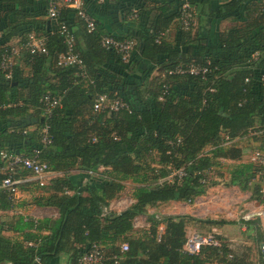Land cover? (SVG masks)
Segmentation results:
<instances>
[{"label": "trees", "instance_id": "16d2710c", "mask_svg": "<svg viewBox=\"0 0 264 264\" xmlns=\"http://www.w3.org/2000/svg\"><path fill=\"white\" fill-rule=\"evenodd\" d=\"M58 1L59 14L50 18L57 30L48 32L50 0H0V166L6 165L2 151L33 155L39 149L52 178L44 186L35 182L44 195L32 202L59 212L54 221L18 216L6 228L7 223L0 224V264H47L62 253L78 264L93 243L105 250L102 264H264V249L251 257L250 246L235 249L220 234L221 246L190 254L184 244L199 220L149 213L162 203H194L205 195L207 174L222 165L220 159L232 162L226 185L250 189L262 201L260 185L254 183L262 166L244 161L243 147L233 141L247 136L264 149V0H189L200 12L198 25L188 31L175 21L182 0H173L157 6L149 26L129 29L127 36L107 32L91 11L94 5L108 7L106 0H84L96 20L93 31L77 9ZM129 7L118 9L132 24L143 7ZM222 18L241 23L218 35L211 26ZM63 25L74 37L88 78L79 75L76 65L61 63L68 50ZM173 25L178 35L170 39L165 34ZM31 33L43 35L46 52L23 49L8 78L1 68L8 42L19 36L24 44ZM105 35L137 44L125 59L102 45ZM179 65H200L208 72L169 73ZM46 93L61 97L49 115L41 102ZM104 93L123 99L127 107L95 113L94 101ZM46 124L53 138L47 146L41 134ZM75 170L89 179L75 180ZM31 176L23 168L16 175ZM128 183L133 184L132 204L121 212L110 209ZM15 204L0 190V210ZM142 214L149 226L136 228ZM242 222L256 227V244L264 243L259 219ZM125 242L129 249L122 251Z\"/></svg>", "mask_w": 264, "mask_h": 264}, {"label": "built area", "instance_id": "2783aa9c", "mask_svg": "<svg viewBox=\"0 0 264 264\" xmlns=\"http://www.w3.org/2000/svg\"><path fill=\"white\" fill-rule=\"evenodd\" d=\"M64 2L72 8L78 10V14L83 18L87 25L89 31H93L96 28V20L90 15L84 8V0H64ZM180 13V24L183 30H191L197 25V11L194 5H192L188 0H183ZM48 16L50 18H56L59 14V4L55 0H50ZM62 34L66 36V42L68 44L67 52L62 56L61 63L76 65L79 69V75L83 78H88L85 71L84 62L79 53L75 48V40L73 35H71L67 28L63 25L61 28ZM102 45L108 48H115L119 53L124 55L127 59L130 52L136 46L137 41L132 38L118 39L113 36L105 35L102 38ZM23 49L29 50L31 53L36 52H46L45 39L36 36L31 33L28 37L26 43L20 46L8 45V48L2 54L1 68L6 73L7 77H11L13 73V66L15 64V59L20 55ZM208 72V68L200 65H179L177 68L170 70V74H202ZM41 102L44 106L45 114H51L54 107L60 104L61 97L54 95L52 93H46L42 98ZM127 107L123 99L117 97H110L108 94H99L93 105V110L95 113L101 111H116L120 108ZM50 126L46 124L41 132L42 143L44 145H51L53 143V138L49 133ZM40 151L36 149L33 155L25 154H13L7 151H2V159L6 162V165L0 166V175L6 174L4 178L0 180V190L5 191L9 194L12 203H16L20 194V184L26 179L18 178L16 175L19 173V169H27L33 173V178L40 184L44 186L48 183L51 178L52 173L50 172V166L47 162L40 159ZM249 161L262 166L259 175L261 177L257 178L256 182L260 185V193L262 199H264V149H254L249 154ZM104 169L103 167L101 168ZM94 173V172H90ZM183 174V170L173 173V175ZM171 175V176H173ZM106 211V208H105ZM264 210L260 214H263ZM249 215L245 216V219H249ZM157 217L163 218L164 215L157 214ZM164 227L161 226L160 230ZM214 230L203 232L199 230H190V235L188 236L185 244L184 250L190 254H198L201 249L205 246H221L222 240L218 239ZM30 245L34 243L29 242ZM264 249V244H262ZM129 249L128 243L121 244V250L127 251ZM105 259V250L98 243H93L90 249L84 253L78 260V264H102Z\"/></svg>", "mask_w": 264, "mask_h": 264}, {"label": "crops", "instance_id": "0c3cea01", "mask_svg": "<svg viewBox=\"0 0 264 264\" xmlns=\"http://www.w3.org/2000/svg\"><path fill=\"white\" fill-rule=\"evenodd\" d=\"M55 1L58 2V4L61 6V3L58 0H55ZM106 1H107L108 7L103 9V8H100L101 6L99 5L98 6L94 5L93 9L90 8L91 11L95 12V14L101 20V23L105 27L107 32H110L116 35L127 36L129 29L140 30L145 26H149V22L151 21L152 15H153L152 13L153 12L156 13L155 9L157 8V6L168 5L169 2L173 0H106ZM96 3L97 4L103 3V1L99 0V1H96ZM132 3L138 4V6H142L143 8L140 13V18L138 20H135L134 23L130 24L125 18V14L120 12L118 7L120 8V6L125 5L126 10L129 11L130 10L129 5ZM194 7L196 8V11H197V25H198V14L200 12V9H198V7L195 4H194ZM132 10H137V8H132ZM170 11L166 14L167 16L170 13H173V11L172 12ZM38 18L39 16H37V19ZM45 18L50 21L49 26H48V32L52 30V27L54 28V30H57V24L55 20L50 19L49 16L48 17L45 16ZM175 21L179 26H181L180 18L175 19ZM240 23L241 22H237L236 20L231 19V18H226V19L222 18V19H215L212 22L211 27L213 28L214 32L219 35V33L226 30L227 28L235 26ZM175 29L176 28L173 25L166 32L165 35L169 36L170 39H174V36L177 37L178 35L177 30ZM215 33L213 34L215 35ZM0 34L2 33L0 32ZM40 38H44L43 35ZM20 43H21V37L16 36L13 39H11L7 45L20 46L21 45ZM19 57L20 56L16 58L17 62H18ZM25 70L23 69V71ZM245 140L247 141L250 140L252 142V139L248 138L247 136ZM242 141L243 140H239V142H242ZM241 147L243 146L241 145ZM243 149L245 153L247 151V148H243ZM100 170L102 169L100 168ZM73 173L75 176L74 178L75 180L87 181L89 179L88 176L81 177V174L78 173L77 170H75ZM51 178H52V175H51ZM35 182L37 181L33 178V176L26 178V180L20 186V194H19V198L16 200V204H15L16 206L11 210H6V211L0 210V224L7 223V225L6 224L4 225L5 228L8 227V224H11V222L15 221L18 216H24L25 218L30 217L32 219H39V220L51 219L52 221H54L55 219L59 217V212L55 207L38 206L32 202L33 198H35L36 196L44 195V192L40 188H38ZM204 197L205 196L203 195L199 198L203 199ZM133 201H134L133 197H130V202L126 203L127 201L123 197L122 198L119 197L111 202L110 209L116 212H121L125 210L127 207H129ZM190 205H193V203L191 204V203L181 202V201H169L166 203H162L157 207L150 208L149 213H154V212L161 213L157 211V209H160L161 211V209L163 208H166V209L169 208L167 212L169 213L168 215H171V216L193 215L194 217H199L192 213L185 214L184 212L180 211L183 208L189 210ZM194 205H196V203ZM147 217L148 216L145 214L138 216L135 220V227L136 228L148 227L149 223H148ZM138 220H140V225L137 224ZM196 225L198 224L193 223L190 226V229L193 230L196 227ZM232 225H233L232 223H224V224H216V225L209 224V225H204V226H207V228L210 231L213 230L214 228H217L220 232V235L223 237V240L227 241L228 243L233 244L236 247L235 249H240L246 246L251 247L250 244H247V241H242V240H239L238 238L233 237L231 233L232 228L230 227ZM241 228L244 229V227H241ZM5 233L11 236L17 235L13 233L11 230H6ZM252 251L249 252V254L251 255V257H254ZM71 261L72 260L70 259L69 254L62 253L56 259L49 261L47 264H71L72 263Z\"/></svg>", "mask_w": 264, "mask_h": 264}, {"label": "rangeland", "instance_id": "374dc122", "mask_svg": "<svg viewBox=\"0 0 264 264\" xmlns=\"http://www.w3.org/2000/svg\"><path fill=\"white\" fill-rule=\"evenodd\" d=\"M238 145H242L243 148H247V151L244 153L243 160H249V155L254 149L259 148L257 143L251 142L250 140H243L242 142L233 141ZM222 162L221 166H215L210 169L208 172L209 181L207 185L206 194L203 199L196 198L193 205H190L189 210L183 208L180 211L186 213H192L199 217H194L197 220L198 225L193 230L206 231L209 230L207 226L210 223H203L202 221H210V220H219V221H231L233 225L230 226L232 228V235L235 238H238L242 241H247V244L251 245L253 249V256H256L259 249H263L262 244H256L254 242V236L256 234V227L249 228L242 221H246L245 216L249 215V220H257L259 219L261 222V227L264 231V215L260 214L262 209L264 210V199L262 201H258L255 198L253 191L248 189L247 191L241 190L237 186H228L226 183L229 181V171L228 165L232 163L230 160H219ZM256 182V181H254ZM132 188L133 184L128 183L126 188L124 189L121 198L123 197L127 202H130V197H132ZM120 197V196H119ZM201 197V196H200ZM192 204V203H191ZM169 208L157 209V211L161 212L160 215L171 216L168 215L167 212ZM156 211V210H155ZM158 213V212H157ZM248 220V219H247ZM137 224L140 225V220L137 221ZM241 227H244L242 229ZM215 232L219 233L217 228L213 229Z\"/></svg>", "mask_w": 264, "mask_h": 264}, {"label": "water", "instance_id": "95a60500", "mask_svg": "<svg viewBox=\"0 0 264 264\" xmlns=\"http://www.w3.org/2000/svg\"><path fill=\"white\" fill-rule=\"evenodd\" d=\"M263 215H264V213H263Z\"/></svg>", "mask_w": 264, "mask_h": 264}]
</instances>
